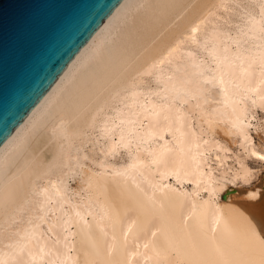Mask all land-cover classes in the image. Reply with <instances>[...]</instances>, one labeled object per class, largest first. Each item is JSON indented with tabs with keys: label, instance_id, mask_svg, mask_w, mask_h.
Here are the masks:
<instances>
[{
	"label": "bare ground",
	"instance_id": "6f19581e",
	"mask_svg": "<svg viewBox=\"0 0 264 264\" xmlns=\"http://www.w3.org/2000/svg\"><path fill=\"white\" fill-rule=\"evenodd\" d=\"M184 87H213L222 132ZM258 108L264 0H123L0 146V264H264V175L211 183L264 161Z\"/></svg>",
	"mask_w": 264,
	"mask_h": 264
},
{
	"label": "water",
	"instance_id": "95a60500",
	"mask_svg": "<svg viewBox=\"0 0 264 264\" xmlns=\"http://www.w3.org/2000/svg\"><path fill=\"white\" fill-rule=\"evenodd\" d=\"M122 1L0 0V146Z\"/></svg>",
	"mask_w": 264,
	"mask_h": 264
},
{
	"label": "rangeland",
	"instance_id": "374dc122",
	"mask_svg": "<svg viewBox=\"0 0 264 264\" xmlns=\"http://www.w3.org/2000/svg\"><path fill=\"white\" fill-rule=\"evenodd\" d=\"M183 89H184L183 93L184 94L186 93L185 96L187 98L183 102V104L189 107L190 111L196 115L195 117L200 119L202 122H205V124L212 126L216 131H219V133L222 132L223 127L228 123V121L225 118H222V116H220L221 118L219 117L221 113V111L219 110L221 109L217 107L214 104L215 101L211 99L212 96L214 95L213 91H215L213 90V87L207 89L208 91L206 90L207 92L205 91L204 92L205 94L198 93L199 95L202 96L205 95L206 97L205 99L204 96L203 97L200 96L201 100L197 98L198 94L196 93L197 94L196 95L194 93L196 91L191 92L188 88L186 89V87H184ZM208 96H210V99ZM181 97L182 96L180 95L179 98L182 99ZM213 106H215L216 108ZM249 123H251L250 132L253 136L254 142L259 146L260 149L264 150V111L258 108L254 116L250 118ZM222 135L223 137L225 136L224 134ZM221 141L223 143H221ZM225 146L226 148H224ZM237 147H238V143H234L232 140H230L227 144L224 142L222 138H219L218 147L214 148V150H216L217 152H221L223 150L222 154L231 155L232 154L231 152L234 151L235 153H237L239 151L237 150ZM212 151L210 152V154L212 153ZM237 154L240 157L244 156L241 150ZM227 162H228L227 166H230V164L237 163V161L231 157L227 158ZM245 162L247 165L246 176L248 178V180L245 182L239 177L237 176L235 177V175L232 173L230 168L226 169L225 172L224 171L222 172L220 170L214 171L213 181L211 183L213 186H217V188L219 189V190L217 189V192L220 198L224 197L226 193H232L237 198L243 199V197H245V192L247 191V189L249 188L251 189L252 187L255 186L256 187L260 186L261 179L264 175V161L261 160V158L259 157L257 158V156H247V157L245 156ZM75 183H76L75 180H71V184L75 185ZM260 188L261 190H263V186H260ZM260 188H258L259 191Z\"/></svg>",
	"mask_w": 264,
	"mask_h": 264
}]
</instances>
